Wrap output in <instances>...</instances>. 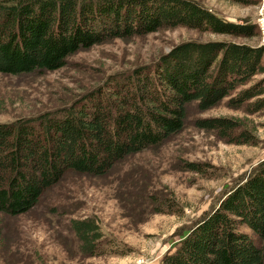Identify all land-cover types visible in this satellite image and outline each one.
<instances>
[{"label":"trees","instance_id":"1","mask_svg":"<svg viewBox=\"0 0 264 264\" xmlns=\"http://www.w3.org/2000/svg\"><path fill=\"white\" fill-rule=\"evenodd\" d=\"M176 27L260 36L255 24L228 22L194 0H0V74L54 72L80 50ZM263 57V46L186 41L151 63L110 75L57 110L0 122V215L30 212L67 174L105 177L125 158L160 147L183 130L191 104L205 112L228 98L232 109L264 114V78L250 84L264 74ZM195 124L229 144H256L237 119ZM69 225L83 255L107 251L95 218ZM160 264H264V160Z\"/></svg>","mask_w":264,"mask_h":264},{"label":"rangeland","instance_id":"2","mask_svg":"<svg viewBox=\"0 0 264 264\" xmlns=\"http://www.w3.org/2000/svg\"><path fill=\"white\" fill-rule=\"evenodd\" d=\"M194 1L228 22L256 25L258 0L246 5ZM211 40L264 47L259 34L233 38L184 27L111 40L78 51L54 72L0 74V122L57 110L110 75L151 63L173 46ZM262 78L264 74L257 75L250 84ZM227 102L225 98L205 112L191 104L183 130L160 147L125 158L105 177L67 174L30 212L0 215V264H160L178 238L264 160L263 112L249 114ZM210 118L241 121L256 144H229L215 132L196 127L197 120ZM185 164L199 170L183 171ZM91 217L107 241V251L94 257L79 251L69 225L71 220Z\"/></svg>","mask_w":264,"mask_h":264},{"label":"built area","instance_id":"3","mask_svg":"<svg viewBox=\"0 0 264 264\" xmlns=\"http://www.w3.org/2000/svg\"><path fill=\"white\" fill-rule=\"evenodd\" d=\"M256 26L258 27L260 31V37L262 40V43H264V0H259L258 5L256 7ZM139 264V263H136Z\"/></svg>","mask_w":264,"mask_h":264}]
</instances>
